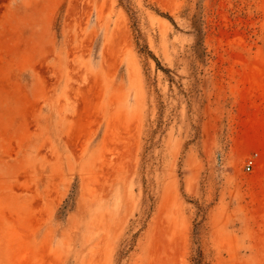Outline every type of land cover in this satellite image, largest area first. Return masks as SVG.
<instances>
[{
  "label": "rangeland",
  "instance_id": "1",
  "mask_svg": "<svg viewBox=\"0 0 264 264\" xmlns=\"http://www.w3.org/2000/svg\"><path fill=\"white\" fill-rule=\"evenodd\" d=\"M24 2L0 0V264H264V0H49L47 36Z\"/></svg>",
  "mask_w": 264,
  "mask_h": 264
},
{
  "label": "crops",
  "instance_id": "2",
  "mask_svg": "<svg viewBox=\"0 0 264 264\" xmlns=\"http://www.w3.org/2000/svg\"><path fill=\"white\" fill-rule=\"evenodd\" d=\"M24 1L25 0H21V3L24 4L25 3ZM28 2L30 4H35V6L31 9V11H33L32 12L33 14L30 16L34 20L32 25L33 28L35 29V32L30 31V35L42 36L43 33L45 36L49 35V12H48L49 0H28ZM43 11L45 12L43 13ZM18 50L23 52L27 49L26 47L21 45ZM42 50L43 49L41 48V51Z\"/></svg>",
  "mask_w": 264,
  "mask_h": 264
},
{
  "label": "built area",
  "instance_id": "3",
  "mask_svg": "<svg viewBox=\"0 0 264 264\" xmlns=\"http://www.w3.org/2000/svg\"><path fill=\"white\" fill-rule=\"evenodd\" d=\"M258 154L257 153H253L252 155H250L248 158H246L245 162H244V169L246 171H250L257 160Z\"/></svg>",
  "mask_w": 264,
  "mask_h": 264
}]
</instances>
